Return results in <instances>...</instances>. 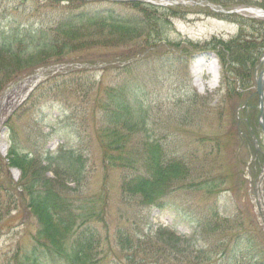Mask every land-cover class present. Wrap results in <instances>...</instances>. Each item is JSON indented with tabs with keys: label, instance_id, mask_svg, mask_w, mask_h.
I'll return each mask as SVG.
<instances>
[{
	"label": "rangeland",
	"instance_id": "obj_1",
	"mask_svg": "<svg viewBox=\"0 0 264 264\" xmlns=\"http://www.w3.org/2000/svg\"><path fill=\"white\" fill-rule=\"evenodd\" d=\"M133 2L158 8H142L160 30L153 42L142 45L143 38L137 42L127 39L102 44L110 49L98 47L62 56L31 53L20 57L23 65L15 66L7 76L0 75V264H13L11 257L15 249L28 244L36 230L35 220L26 208L3 213L8 183H16L19 177L6 161L7 141L12 140L19 150L35 143L43 151L53 149L52 145L57 143L81 153L85 169L80 183L57 181L71 189L75 202L77 197H107L104 221L94 224L101 246L97 264H131L126 260L128 252L118 245L119 231L133 241L142 238L150 228L154 233L158 227L174 231L181 236L180 240L192 237L184 225L174 227L170 211L139 207L134 201L124 199L120 185L125 172L104 168L103 149L95 136L96 128L103 125V121L99 122L103 118L95 108V99L103 90L115 87H123L129 99L138 97L151 119L146 132L127 139L126 146L140 148L148 140H157L163 149L181 157L186 168L191 169L186 183H192L195 188L173 186L175 190L165 200L191 214L198 234L206 233L203 241L199 238V245L209 251L211 260L228 253L236 238L254 243L255 249L264 248L251 189L259 172L254 162H250L254 150L244 124L263 147L255 81L264 68V25L243 22L245 39L259 45V53L257 49L251 52L255 59L251 74L232 65L226 73L222 71L224 81L218 74V82L214 84L207 72L208 68L216 67L221 75V64L211 50L212 39L227 42L240 31L241 20L235 22L236 14H227V11L264 10V0H0V42L4 33L10 35L15 29L54 28L59 21L80 12L112 10L121 19L140 23L146 16L141 7H131ZM166 2L177 4L166 5ZM240 15L252 19L245 12ZM89 59H98L97 65H106L90 70L89 74L81 72V66L88 65ZM3 62L0 58V68L5 70ZM55 64L65 67L44 79L29 98L17 105L25 94L24 83L14 91L12 87ZM66 71L69 74L64 76ZM88 76L93 90L83 96L76 85ZM3 103L6 105L1 107ZM186 111L191 115L192 124L183 120ZM51 127L62 138L41 140L40 131L47 132ZM111 154L117 155L118 151ZM205 182L214 184V188H203ZM261 195L264 197V191ZM190 245L193 251L195 245ZM184 247L185 244L179 245ZM188 253L183 251L184 256ZM193 257L189 259L192 261ZM191 264L208 263L199 260Z\"/></svg>",
	"mask_w": 264,
	"mask_h": 264
},
{
	"label": "trees",
	"instance_id": "obj_2",
	"mask_svg": "<svg viewBox=\"0 0 264 264\" xmlns=\"http://www.w3.org/2000/svg\"><path fill=\"white\" fill-rule=\"evenodd\" d=\"M145 6L147 5L141 3L131 4L133 9L141 7L143 13L145 11L142 8ZM147 7L158 10L156 7ZM144 15V21L133 23L134 19H121L115 16L112 10H98L68 16L54 25V28L15 29L0 42V58L5 61L2 64L5 70L0 68V75L7 76L15 66L23 65L24 60L20 57L31 53L44 56L70 55L99 48L110 49L107 45H102L103 43H120L127 39L137 42L139 38L144 39L142 45L149 44V41L155 40V36L160 35V30L154 27L148 13ZM238 19L242 23L239 24L240 31L237 36L227 42L212 39L214 42L211 50L221 64L222 81V71L225 70L226 73L232 65L246 69V74H251L255 63L251 52L253 49H259V45L245 39L243 22H258L264 25V21L244 19L235 15V22L238 23ZM253 25L250 24L251 27ZM148 47L149 45L146 46ZM81 72L90 73L89 70ZM68 74L65 73L64 76ZM92 84L88 76L86 80L78 82L76 90L86 96L89 91L92 92ZM1 88L0 83V91ZM95 108L101 112L103 118L99 120L103 121L102 127L96 128L95 132L97 142L103 149V166L105 169H119L125 172L120 185L121 196L134 201L139 207L170 211L175 222L187 226L192 233L190 239L180 240L162 229L155 233L148 230L142 234V238L133 241L125 238L119 231L117 242L120 248L128 252V262L191 264L200 260L208 264H264V248L257 246L255 249L254 243L244 238H236L228 253H222L211 260L209 251L199 245V238L203 241L206 233L202 231V234H198L196 221L191 214L165 200L170 191L175 190L173 186L186 185L184 189L195 188L192 183H186L191 169L186 168L181 157L163 149L157 140H148L140 148L126 146L127 139L130 140L137 133L146 132L147 124L151 120L138 97L129 99L123 87L107 88L96 97ZM183 120L189 124L193 122L187 111ZM11 130L12 128L10 133ZM53 135L62 137L55 128L48 134L40 131L39 137L45 141ZM111 151H118V154L112 155ZM8 162L9 166L19 170L20 178L16 184L8 183L5 198L7 202L3 213H11L20 207L26 208L36 225L35 233L31 235L28 244L13 252V264H97L101 246L94 224L104 221L107 197H77L78 202H75L71 189L59 185L57 181L60 179L76 185L80 183L85 169L81 153L65 147L54 152L42 151L35 143H31L28 149L22 147L19 150L12 140L8 147ZM202 187L213 189L214 184L205 182ZM181 243L185 244L184 248H179ZM191 243L195 245L193 251L190 250ZM183 251L190 253L184 256ZM191 255L194 256L192 261L189 259Z\"/></svg>",
	"mask_w": 264,
	"mask_h": 264
},
{
	"label": "water",
	"instance_id": "obj_3",
	"mask_svg": "<svg viewBox=\"0 0 264 264\" xmlns=\"http://www.w3.org/2000/svg\"><path fill=\"white\" fill-rule=\"evenodd\" d=\"M249 13L254 14L257 17H264V12L262 11L254 12L249 10ZM256 93L259 96V103L261 104L262 100L264 99V70L256 80Z\"/></svg>",
	"mask_w": 264,
	"mask_h": 264
},
{
	"label": "bare ground",
	"instance_id": "obj_4",
	"mask_svg": "<svg viewBox=\"0 0 264 264\" xmlns=\"http://www.w3.org/2000/svg\"><path fill=\"white\" fill-rule=\"evenodd\" d=\"M207 72H208V74L211 75V77H212V82H214V84L217 83V82H218L217 68H216V67H214L213 69H211V68L209 69V68H208ZM5 105H6V104L3 103L1 106L3 107V106H5ZM262 183H263V181H260L259 184H262Z\"/></svg>",
	"mask_w": 264,
	"mask_h": 264
}]
</instances>
